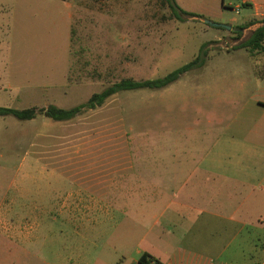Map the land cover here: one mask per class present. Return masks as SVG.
Segmentation results:
<instances>
[{"label": "rangeland", "instance_id": "374dc122", "mask_svg": "<svg viewBox=\"0 0 264 264\" xmlns=\"http://www.w3.org/2000/svg\"><path fill=\"white\" fill-rule=\"evenodd\" d=\"M175 2L211 15L179 22L166 0H0L1 107L69 109L122 79L162 78L209 44L207 68L166 89L119 93L69 122L0 117V264H138L137 249L178 238L177 204L154 226L173 197L160 188L162 149L220 151L256 135V124L241 132L227 119L243 116L242 103L256 95L253 81L240 85L244 69L261 70L264 48L234 47L250 37L248 24L264 20V0ZM232 54L239 58L219 57ZM113 182L127 187L109 189Z\"/></svg>", "mask_w": 264, "mask_h": 264}, {"label": "crops", "instance_id": "0c3cea01", "mask_svg": "<svg viewBox=\"0 0 264 264\" xmlns=\"http://www.w3.org/2000/svg\"><path fill=\"white\" fill-rule=\"evenodd\" d=\"M223 8L222 2L218 10ZM185 11L211 15V10L206 7ZM219 57L228 61L239 58L233 54ZM247 58L249 62L253 61L251 56ZM207 62L197 70L207 68ZM260 68L256 71L252 65L250 69H244L247 77L240 90L245 91L253 81L256 95L248 96L242 103L243 116L227 119L228 129L240 125L241 132L245 126L248 133L254 132L248 127L256 124V135L241 141L233 136L220 151L162 149L164 183L160 188L173 191V197L156 216L154 226H159V219L164 220L169 206L177 204L180 207L175 217L178 238L174 240L175 244L163 238L158 249H137L138 264L143 254L150 255L160 264H264V65ZM255 71L262 75L254 78ZM249 106L255 108L256 117L248 113ZM203 120L209 124L213 122L207 118ZM250 158L256 160L255 167L243 164ZM117 183L109 184V189L117 185L118 189L127 187L126 183ZM133 186L136 191L143 185L134 183ZM185 209L188 211L183 213Z\"/></svg>", "mask_w": 264, "mask_h": 264}, {"label": "trees", "instance_id": "16d2710c", "mask_svg": "<svg viewBox=\"0 0 264 264\" xmlns=\"http://www.w3.org/2000/svg\"><path fill=\"white\" fill-rule=\"evenodd\" d=\"M169 8L171 9L172 17L179 22H184L182 16H198L195 13H190L181 9L175 2V0H166ZM264 21V20H263ZM259 23V22H258ZM253 25V22L248 24ZM247 28L245 26H237L235 30L238 36H241V30ZM264 28L259 29L253 33L246 41L241 42L239 45L234 47V50L248 49L249 51H261L264 48ZM209 44H203L199 50L198 56L190 63L174 70L166 76L153 80H133V79H122L119 82L113 84L102 90L92 94V96L84 103L77 105L69 109L59 108L56 105H48L43 108H27V109H14L0 106V117H13L20 121H31L38 115H43L46 118L53 120L54 122H69L78 116L95 110L105 104L111 97L123 93V92H134V91H159L166 89L171 86L186 73L202 68L207 60L208 49L206 48ZM153 259L148 254H143L139 259V264H149L150 260ZM158 264H160L158 262Z\"/></svg>", "mask_w": 264, "mask_h": 264}, {"label": "water", "instance_id": "95a60500", "mask_svg": "<svg viewBox=\"0 0 264 264\" xmlns=\"http://www.w3.org/2000/svg\"><path fill=\"white\" fill-rule=\"evenodd\" d=\"M195 19L200 20L202 23H204V24H206L212 28L224 29L226 31L232 30V26L228 25V24L215 23V22H212L211 20L206 19V18H196L195 17ZM262 28H264V21L251 25L250 27H248L246 29V31H248L250 36H251L253 33H255L256 31H258L259 29H262Z\"/></svg>", "mask_w": 264, "mask_h": 264}, {"label": "built area", "instance_id": "2783aa9c", "mask_svg": "<svg viewBox=\"0 0 264 264\" xmlns=\"http://www.w3.org/2000/svg\"><path fill=\"white\" fill-rule=\"evenodd\" d=\"M149 264H158V261L155 259H151Z\"/></svg>", "mask_w": 264, "mask_h": 264}]
</instances>
